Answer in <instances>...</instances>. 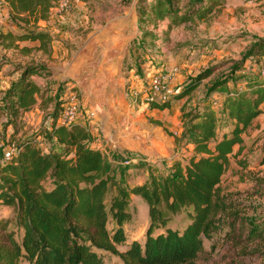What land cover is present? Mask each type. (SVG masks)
<instances>
[{"label": "rangeland", "instance_id": "obj_1", "mask_svg": "<svg viewBox=\"0 0 264 264\" xmlns=\"http://www.w3.org/2000/svg\"><path fill=\"white\" fill-rule=\"evenodd\" d=\"M140 1L56 0L49 18L35 28L50 34V53L40 50L37 41H16L11 48L0 44V160L12 143L25 138L35 137L42 150H49L54 140L40 132L50 126L55 100L66 102L71 93L77 96L73 120L87 128L89 143L102 148L113 166H125L128 184L147 179L148 165L166 172L173 160L189 155V147L174 139L182 131L183 110L209 106L217 114L218 135L230 130L223 107L226 95L264 76V55H249L264 39V0H204L201 17L170 30L167 19L157 25L140 23ZM32 28L14 20L0 0V34ZM29 64L43 68L32 79L43 89L44 100L53 102L21 110L11 122L4 92ZM205 71L208 75L189 96L174 100V94ZM155 78L160 81L156 88ZM225 78L226 92H210L214 82ZM167 99L166 109L149 107L150 100ZM242 137L219 184L228 204L225 224L211 238L203 237L202 250L185 264H264V112ZM190 211L181 210L168 225L183 229ZM131 212L125 225L128 242H142L149 217L141 197L131 196ZM14 215L12 208L0 205V218H9V228L18 234ZM252 229L259 236H249ZM106 261L123 264L117 257Z\"/></svg>", "mask_w": 264, "mask_h": 264}, {"label": "trees", "instance_id": "obj_2", "mask_svg": "<svg viewBox=\"0 0 264 264\" xmlns=\"http://www.w3.org/2000/svg\"><path fill=\"white\" fill-rule=\"evenodd\" d=\"M3 1L14 20L34 29L0 34V44L11 48L16 41H37L40 50L50 53V34L35 28L49 18L56 0ZM203 4L204 0H153L149 4L141 0L138 21L157 25L167 19L170 30L201 17ZM253 54L264 55V39L250 50L249 55ZM42 69L38 64L23 66L19 78L4 92L11 122L21 110L53 102L52 98L44 100L43 89L32 79ZM208 73L191 79L172 96L174 100L189 96ZM228 80H217L210 92H226ZM64 103L55 100L50 126L40 132L54 140L49 150H42L35 137L25 138L16 143L17 152L9 160H0V205L12 208L18 229L17 234L9 228V218H0V264H107L109 256L123 264L195 260L203 237L211 238L225 224L228 204L219 184L235 146L243 142L242 134L264 112V76L253 77L245 88L226 95L223 107L232 123L229 131L218 135L217 114L209 106L183 110L182 131L174 139L189 147V155L173 160L166 172L148 165V178L135 184L127 183L125 166L116 168L102 148L89 143L90 132L81 122H59ZM169 106V99L149 101L151 109ZM132 195L141 197L148 207L149 223L142 242H128L125 232L132 220ZM189 207L188 224L181 230L171 228L172 217ZM258 231L250 230L249 236H259Z\"/></svg>", "mask_w": 264, "mask_h": 264}, {"label": "built area", "instance_id": "obj_3", "mask_svg": "<svg viewBox=\"0 0 264 264\" xmlns=\"http://www.w3.org/2000/svg\"><path fill=\"white\" fill-rule=\"evenodd\" d=\"M159 78L154 79L155 88L159 84ZM77 112V96L75 93H71L67 101L64 103L63 109L59 116V122L69 125L75 118ZM17 152V145L12 143L4 152L1 158V162L9 160L12 155Z\"/></svg>", "mask_w": 264, "mask_h": 264}]
</instances>
